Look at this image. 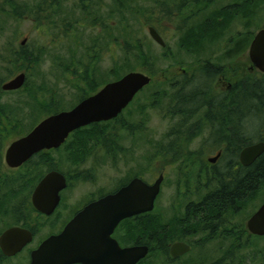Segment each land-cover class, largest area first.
Returning <instances> with one entry per match:
<instances>
[{
  "label": "rangeland",
  "instance_id": "rangeland-1",
  "mask_svg": "<svg viewBox=\"0 0 264 264\" xmlns=\"http://www.w3.org/2000/svg\"><path fill=\"white\" fill-rule=\"evenodd\" d=\"M128 1L132 8L147 7L150 9L155 7L157 9L154 14H146L147 17H150V24L145 26L142 24L148 19L147 17L141 15L132 17V15L126 14L128 22L132 23L133 34L142 41V54L152 60L150 63L153 73L148 71L146 66L142 67L136 64V60L132 56L129 59L131 62L129 66L132 69L130 71L144 72L151 77V83L134 97L123 110L117 122L102 123L99 126L94 125V127L88 126L89 129L86 128L79 135L72 136L69 144L60 150L49 153L50 167L72 174L70 188L65 192L59 209L52 216L44 217L36 212L29 214L26 226L32 227L35 231L33 243L22 254L8 258L3 264H28V250L36 247L49 233L55 232L58 225L60 227L67 217L72 215L73 210L91 193L98 190L108 191L119 182L134 175L142 176L146 181L152 182L160 168L165 170L161 196L157 200L154 210L144 218L143 222L150 219L157 225L166 226L171 237L177 236L186 228L193 229L196 223L203 224L204 218L192 219L187 227V222H182L181 217L184 215L188 202L198 201L214 185L213 180L207 181L206 172L198 173L185 164L186 161L188 162V158H192L193 153H195L196 163L206 155L208 151H206V147L208 149L209 145H206L205 139L209 134L210 125L194 118L184 123L186 128L183 130V122L179 118L171 116L172 106L168 101L171 94L170 81L163 80L174 75L178 66L189 67L191 58H196L192 54L193 51L204 54L214 52L213 54L222 55L221 53L224 51L227 52V43L230 38L232 40V37L242 35L238 39L239 41L244 38H249L250 41L258 29L264 28V0H207V4L202 5L201 9L202 34L196 32L192 42H198L197 46L192 45L188 48L180 44L174 25L167 20H160L163 8L172 9L175 7L174 3L183 0ZM110 2L111 0L102 1V7L106 10L102 11V17H105L109 12ZM198 7L199 5H197ZM76 14L79 15V11H76ZM136 17L139 18V22L136 21ZM114 18L117 19V17ZM114 18L110 22L111 25L115 23ZM148 26H155L166 43L165 47H161L152 40L148 33ZM118 35H120L119 31L114 29L106 31V29L100 30L98 27L92 28L80 24L76 26L74 33L69 32L68 37L63 36L59 28L48 30L46 34V30L43 32L35 28L28 19L16 20L0 13V80L2 83L21 71H16L12 67V59L8 55L10 50H18V47L24 46L33 52V55H38L36 62L23 64L22 71L27 72V82L23 88L16 92H6L0 88V183L1 178L18 173V170L8 169L3 162L2 157L5 149L11 141L28 133L34 125L48 116V107H46L48 97L51 96L55 99L64 110L71 109L81 100L79 98L84 94L85 85L81 77L72 73L74 67L79 68V64H86L90 57L93 58L94 69L90 72L94 74V78L101 86L115 81L110 72L115 63L122 74L130 72L125 70L128 66L125 65L126 60L123 52L114 43V36ZM23 39H26V42L21 45ZM130 40L127 39L129 42ZM238 40L235 39L232 44ZM248 43L244 46L242 54L247 51ZM216 57L222 56L216 55L214 59ZM246 59L244 54L240 61ZM260 124V116L250 118L245 124L247 136L256 132ZM173 127L181 132L192 129L193 134L189 136L190 138L187 136L185 142L179 145L181 153L179 152L175 157L176 162L170 161L169 158L157 162L156 160H159L156 158L157 153L164 152L171 143L170 133ZM111 129L114 133L113 146L118 150H113V161L100 152L95 153V157H89V161L86 163L80 160L77 161V164L68 161L69 158L72 159V156L68 155V149L72 147V144H75L76 140H79L80 136L84 135L85 137L83 139L84 151L91 150L99 147L100 143L104 141L103 138L110 137ZM98 141L99 146L96 145ZM156 163H160L159 166ZM46 169L47 167L44 165L37 166L32 169L33 175L36 176ZM89 175L92 179L88 178V182H83L82 180H85V177H89ZM15 186L11 184L8 190ZM0 198H3L1 192ZM263 201L264 180L259 182L257 187L252 188L244 199L235 203L234 207L225 209L226 220L223 227L230 229L237 227L244 230L248 217ZM17 203L19 202L15 200L10 201L6 206L7 214L0 216V232L21 221V219L19 221L21 215L19 216L15 210L14 214L11 211L8 213V210H12L13 206L15 208L18 206ZM15 214L18 216L16 217ZM189 238L194 242L198 240V243L202 245L196 246L191 255H187L173 264H198L197 262L201 258H204L202 264H264V237L247 238L244 236L241 241L242 246L234 249L233 254L226 257L225 253L228 248L230 249L228 239L222 236L211 239L207 237L206 232L196 233ZM155 244L154 240L153 246ZM140 264L171 263L164 257L162 259L157 251L154 255L146 257Z\"/></svg>",
  "mask_w": 264,
  "mask_h": 264
},
{
  "label": "flooded vegetation",
  "instance_id": "flooded-vegetation-1",
  "mask_svg": "<svg viewBox=\"0 0 264 264\" xmlns=\"http://www.w3.org/2000/svg\"><path fill=\"white\" fill-rule=\"evenodd\" d=\"M260 29H264V28H260ZM260 29H258L257 31H259ZM257 31L253 34L251 40L248 43V49L244 53L247 58L245 61H240V59L244 55L242 54L243 53L241 50L242 43L240 41L239 44L238 43L234 44L233 51H227V52L224 51V53H221L222 55H218L216 52H215L216 54H213L214 52H211V54H213L211 55L208 52L204 54L193 51L194 53L192 52V54H194L196 58L194 59L191 58V63L189 64V67L178 66L175 69L174 75H172L170 78L168 77L164 78L163 80V81L166 80V82L170 81L169 86H170L171 94L168 98V101H170L172 106L171 116H173V118H179L181 122H183V130L186 128V124L184 123L193 120L194 118L200 119L201 121L207 123V125L208 124L210 125L209 134L206 136L205 139L206 145L207 146L209 145L208 149L205 146L206 151L208 150L207 151L208 153L206 152V155L202 157V159H200L197 163L195 162L196 160V157H194L195 153H193L192 158L191 157L188 158V162L186 161L185 164L186 166L190 167V169H194V171H197L198 173L206 172L207 181H209L210 179L214 181L213 188L209 189L208 192H206L198 201H191L186 204L184 215L181 217L182 222H187L186 223L187 227L192 222V216L196 219L204 218L205 221L210 219L212 220V225H210L209 222L206 223L203 220L202 225L196 223V225L193 226V229L186 228L182 230L181 233L178 234L177 236L175 237L170 236L165 241V247H162L163 245H158L159 246L158 249L160 250L166 249L168 251V256L171 264L180 261L182 258H184L187 255H191V253L194 252L193 250L196 248V246L202 245L198 243L199 242L198 240L194 242L189 238V236H194L196 233L206 232L207 237L211 239L217 236H222L223 238L228 239V243H230V249L229 248L227 249V252L225 253V257L232 255L233 252L235 251L234 249H236L239 246H242L241 241L244 236H247V238L264 237V235H255L251 233L248 230L246 223L244 230L239 229L237 227H235L236 229L224 228L223 224L225 223L226 220L225 218L226 207H224V205L221 207L217 206L218 208L212 211L211 213L210 212L206 214L203 213L204 212L203 210L207 208V204L210 202V200L215 199L213 196L211 197L209 196L215 193V191L219 189V183H220L219 177L223 179L224 176L228 175V172L240 170L241 168L251 167L255 163H257L258 160L262 158V156H264V151H263L262 154L257 156L248 166L243 165L240 161L241 152L245 147L250 145H255L258 143L264 144V106H262V109L258 111L257 105L255 104V106L253 107L254 114L244 115V116L241 114L240 109L239 110L236 109L238 106V101L240 99L243 82L249 81V83H252L253 81L264 79V72L260 71L258 68H256L253 65L248 52L250 43L254 35L257 33ZM230 39L228 40L227 43L228 47L237 38L232 37V40ZM216 55L222 57H216L214 59ZM99 89L100 87L95 92H97ZM6 92H14V91H6ZM126 107L124 109H126ZM122 112L115 118L105 121L103 120L99 122H94L89 125L78 128L77 130L71 132L68 135V137L64 140V142H62L58 147L50 148V149H42L31 155L26 161H24L19 166L10 167L7 165L5 161L6 150L12 142L26 136L33 129L35 125L28 133H25L24 135L10 142L8 147L5 149L2 160L6 164V167L8 169L12 171L18 170V173H13L12 175H8V177L1 178L0 192L2 193L3 198H0V216L7 214L6 206L8 205V203H6L5 200L3 199H5L7 196L9 197L13 196L14 197L13 200L19 203H17L18 206L16 208L15 206H13L12 209L13 211L8 210V213L11 211L14 214V210H15L19 216L21 215L19 218V221L20 219L21 221L19 222V224L9 226L6 229L10 227H21L27 229L31 231L32 239L17 254L13 256H5L0 249V253L5 258L7 259L13 258L19 254H22L33 243L35 238V231L32 227L26 226L27 223L26 220L30 217V215L33 212H36L37 214L44 217H50L53 214H55L56 211L59 209V206L63 202L65 192L70 188L72 174L62 171L58 168H54L52 166L50 167L49 153L51 151L60 150L62 147L69 144V141L72 136L79 135L80 132H83V130H85L86 128L89 129L90 127L88 126L94 127V125L99 126L102 123L117 122L120 119V115L122 114ZM258 112L260 113L257 114ZM259 116H260L261 124L259 125L256 132L254 131V133H251L252 135H249L248 137L247 128L245 124L250 118H255ZM112 129L111 131H109L110 137L105 139L103 138L104 141L100 143L101 147L99 146V141H98L96 145H98L99 147L92 148L91 150L88 149L84 151L83 148L85 147L83 146L84 145L83 139L85 137L84 135L80 136L79 140H76L75 144L74 145L72 144V147L68 149L69 157L72 156V159L69 158L68 161L69 160L71 162L73 161L74 164H77L78 160L82 161L83 163H86L87 161H89L88 160L89 157L92 156L95 157L96 156L95 153L98 152H100L101 154L102 153L105 154L106 156L109 157L110 161H113L114 158L113 150L114 151H118V150H116L113 146L114 133H112ZM248 132L250 133L249 130ZM192 134H193L192 129H188L186 131L181 132L177 130L176 127H173L170 133L171 143L164 152L159 151L157 153L156 158L157 159L159 158V160L156 161L161 162L162 159H167V158H169L170 161H175L176 160L175 157H177L179 152L181 153V150L179 149V145H182L185 142L184 140L187 139ZM175 162H171V163L173 164ZM156 164H158L159 166L160 163H156ZM41 165L46 166L47 169L44 172H40L36 176H34L32 169ZM30 171L32 172L29 173ZM52 171H56L63 176L65 180V186L58 193L59 201L54 211L51 214L46 215L35 209L33 205V193L40 180L46 174ZM160 177H162L160 183V190L155 199L154 208L156 206L157 200L161 196V189L165 179V170H163V168L162 169L160 168L159 173L157 174L154 181ZM88 178L92 179L91 175H89V177H85V180L82 181L88 182ZM133 178H139L147 183L154 182V181L148 182L142 176L134 175L131 178L129 177L126 180L119 182L114 188H111L108 191L98 190L95 193H91L75 210H73L72 215H69L66 221L60 227L58 225L59 228L57 227L56 228L57 230H55V232L49 233L44 239H46L50 235L60 233L63 230L64 226L85 206L107 195L114 194L122 186L128 184L130 180H132ZM263 180L264 178H261L259 182ZM259 182L256 181V183L252 186V188L257 187ZM11 184H14L16 186L11 188V190H8V187H11ZM237 202L238 201L236 200L232 201V203H237ZM263 203L264 201L261 203V205ZM231 207H234V205ZM259 207L252 214H254L259 209ZM150 212H142L122 219L113 229V232L111 233V238L117 242L120 248H126L137 245H147L150 251L151 247L145 242V237L143 235L144 233H141L139 231H137L136 233V231L133 230L135 229L134 227L136 226V223L139 222L143 223L146 214ZM18 215L15 214L16 217ZM250 216L248 217V219L250 218ZM132 225H134V227L131 230ZM3 231L0 232V235ZM226 232L227 234H225ZM44 239H42V241ZM42 241H40L36 247L28 250L27 253L29 259L28 264L30 263L31 252L34 249H36ZM178 243H183L187 245L189 249L186 250V252L173 257L171 255L170 250L173 245ZM146 256L140 259L136 264H140L141 262H143ZM200 260H198L197 262L198 264L204 263V258H201ZM72 264H84V263L75 262ZM228 264H232V263H228Z\"/></svg>",
  "mask_w": 264,
  "mask_h": 264
},
{
  "label": "water",
  "instance_id": "water-1",
  "mask_svg": "<svg viewBox=\"0 0 264 264\" xmlns=\"http://www.w3.org/2000/svg\"><path fill=\"white\" fill-rule=\"evenodd\" d=\"M149 36L161 47L166 43L153 26H148ZM23 39L21 45L25 44ZM253 65L264 72V29L254 35L249 46ZM26 81V73L20 72L1 84L2 91L20 89ZM151 82L144 72L130 71L115 81L104 84L97 92L80 100L69 110H62L44 117L24 137L12 142L5 153L8 166L15 167L31 155L58 147L68 135L94 122L117 117L135 95ZM264 151V144L247 146L240 161L248 166ZM162 177L153 183L133 178L117 192L91 202L78 212L58 234L44 239L30 254L29 264H136L149 252L147 245L120 248L111 233L124 218L154 208ZM65 186L63 176L52 171L46 174L33 193V205L43 214H51L59 201V191ZM248 230L264 235V203L246 222ZM32 239L31 231L10 227L0 235V249L5 256L17 254ZM189 247L183 243L172 246L173 257Z\"/></svg>",
  "mask_w": 264,
  "mask_h": 264
},
{
  "label": "trees",
  "instance_id": "trees-1",
  "mask_svg": "<svg viewBox=\"0 0 264 264\" xmlns=\"http://www.w3.org/2000/svg\"><path fill=\"white\" fill-rule=\"evenodd\" d=\"M102 1L103 0H0V13L6 14L16 20L22 18L28 19L32 22L35 28L40 29L43 32L46 30V34L48 33V30L52 31L59 28L65 37L69 36V32L74 33L76 31V26L79 24L88 25L92 28L98 27L100 30L106 29V31L114 29L120 33V35L116 37L114 36V43L124 54L126 60L125 65L128 66L125 70H132L129 66V64H131L129 59L132 56L136 60V64H139V66L142 67L146 66V69L153 73L151 69L152 65L150 63L152 60L149 59L148 56L145 57L142 54V41L138 36L133 34L132 23L128 22L126 14L132 15V17L138 15L147 17V13L154 14V11L157 9H155V7L148 9L144 6L145 9L142 7L136 9L130 6L131 4L128 0H111L109 4V12L105 17H102L101 13L105 10L102 7ZM206 1L207 0H183L174 3L175 7L172 9H162V17L160 20H167L174 25V30L176 31L177 37H179L180 44L187 48L198 43L192 42V39L194 38L193 35H195L196 32H201L202 34L203 16H201V9L202 5L205 6V4H207ZM197 5H199L198 8ZM76 11H79V15L76 14ZM114 17H117V19ZM113 18L115 23L114 25H111L110 22ZM136 18V21L139 22V18ZM147 18L148 19H145L146 21L143 22V26L150 24V17ZM240 36L242 35H236V40L240 39ZM127 39H131L130 42L127 41ZM240 42L242 43L241 50H243L244 46L249 42V38H244L243 40H240ZM235 43L239 44V40ZM234 44H231L227 51H233ZM147 50L149 51V48H147ZM8 55L9 58L12 59V67L16 69V71L21 70L20 72L25 73L27 72L22 71L23 64H31L38 60V55H33V52L24 46L18 47V50H10ZM93 61V58L90 57V63L79 64V68L74 67L72 69V73L81 77V80L85 85L83 89L84 94L79 100L94 93L101 86L94 78V74L90 72V70L94 69L92 64ZM110 72L112 73L114 80L119 79L124 74H122V71L118 70L116 63ZM26 82L27 77L24 84H26ZM247 82L244 81L242 84L241 95L236 108L237 110H241L243 116L253 115V107L255 104L257 105L258 111L264 106V79L253 81L252 83H249V81ZM1 83L2 80H0V84ZM150 83L147 86H149ZM23 86L21 88H23ZM20 89L16 91H19ZM46 103V107H48V115L64 110V108L60 107L51 96L48 97ZM259 113L260 112L257 114ZM219 178V189L209 196H213L216 200H210L207 204V208L203 210L204 214L216 210L218 208L217 206L221 207L224 205L226 208L233 205L235 206V203H232V201L242 200L251 191V188L256 181L259 182L261 178H264V156H262V158L251 167L228 172V175L224 176L223 179L221 177ZM13 198V196H7L3 200H5L6 203H9L10 201H14ZM149 215L150 213L146 214L147 217ZM192 219L196 218L192 216ZM205 222H209V224L212 225V220L210 219ZM133 227L134 225H132L131 230ZM134 228L135 229L133 230H135L136 233L137 231L144 233L145 242L151 247V250L146 257L154 255L155 252L159 251V255L162 259L164 257L169 260L168 251L166 249H158V245H163L162 247H165V241L170 237L171 233L167 230L166 226L157 225L150 219H147L143 223H136ZM154 240H156V244L153 246ZM6 261L7 258L0 253V264H3Z\"/></svg>",
  "mask_w": 264,
  "mask_h": 264
}]
</instances>
